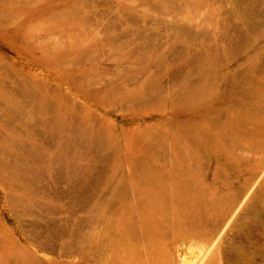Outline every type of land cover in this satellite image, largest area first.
<instances>
[{
	"label": "rangeland",
	"instance_id": "1",
	"mask_svg": "<svg viewBox=\"0 0 264 264\" xmlns=\"http://www.w3.org/2000/svg\"><path fill=\"white\" fill-rule=\"evenodd\" d=\"M0 264H264V0H0Z\"/></svg>",
	"mask_w": 264,
	"mask_h": 264
},
{
	"label": "bare ground",
	"instance_id": "2",
	"mask_svg": "<svg viewBox=\"0 0 264 264\" xmlns=\"http://www.w3.org/2000/svg\"><path fill=\"white\" fill-rule=\"evenodd\" d=\"M151 174V173H150ZM151 180V179H150Z\"/></svg>",
	"mask_w": 264,
	"mask_h": 264
}]
</instances>
